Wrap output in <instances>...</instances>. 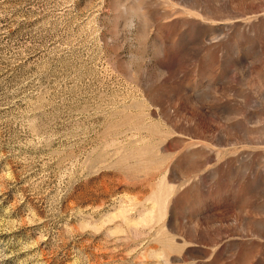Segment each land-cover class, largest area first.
Returning a JSON list of instances; mask_svg holds the SVG:
<instances>
[{
    "label": "rangeland",
    "instance_id": "374dc122",
    "mask_svg": "<svg viewBox=\"0 0 264 264\" xmlns=\"http://www.w3.org/2000/svg\"><path fill=\"white\" fill-rule=\"evenodd\" d=\"M0 264H264V0H0Z\"/></svg>",
    "mask_w": 264,
    "mask_h": 264
}]
</instances>
